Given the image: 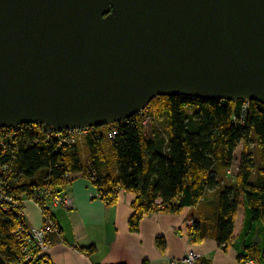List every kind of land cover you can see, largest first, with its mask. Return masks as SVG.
Masks as SVG:
<instances>
[{"label":"water","instance_id":"95a60500","mask_svg":"<svg viewBox=\"0 0 264 264\" xmlns=\"http://www.w3.org/2000/svg\"><path fill=\"white\" fill-rule=\"evenodd\" d=\"M162 96L264 105V0H0V130L105 127Z\"/></svg>","mask_w":264,"mask_h":264},{"label":"trees","instance_id":"16d2710c","mask_svg":"<svg viewBox=\"0 0 264 264\" xmlns=\"http://www.w3.org/2000/svg\"><path fill=\"white\" fill-rule=\"evenodd\" d=\"M77 175L91 181L109 205L122 190L136 195L132 232L152 212L198 207L191 238H214L227 248L236 240V218L245 203L252 225L264 228V105L162 96L124 122L74 139L36 125L0 130V264H53L33 238L24 202L37 199V189L64 192ZM258 247L247 246L242 264L264 259Z\"/></svg>","mask_w":264,"mask_h":264},{"label":"crops","instance_id":"0c3cea01","mask_svg":"<svg viewBox=\"0 0 264 264\" xmlns=\"http://www.w3.org/2000/svg\"><path fill=\"white\" fill-rule=\"evenodd\" d=\"M65 192L73 199V207L49 208L61 235L48 236L52 240L47 256L53 264H173L190 252L202 255L198 264H242L250 253L247 246L240 248L238 243L242 236L236 232L240 210L236 240L225 248L214 238L201 242L191 238V221L198 215V207H187L176 214L152 212L142 218L139 230L132 232L130 221L137 199L134 193L122 190L116 204L109 205L82 175L74 177ZM24 214L30 229L43 227L44 214L34 202H25ZM160 241L165 243L164 248Z\"/></svg>","mask_w":264,"mask_h":264},{"label":"built area","instance_id":"2783aa9c","mask_svg":"<svg viewBox=\"0 0 264 264\" xmlns=\"http://www.w3.org/2000/svg\"><path fill=\"white\" fill-rule=\"evenodd\" d=\"M21 127L22 126H19L18 128H15L12 130H18ZM63 132H67L68 134H70L73 139H74V135L78 134V132H76L75 130L74 131L68 130V131H63ZM63 132H57V133H63ZM116 133L117 132H114V135H116ZM36 193H38L37 199L26 200L25 202L27 201L34 202L42 210L44 214L43 227L40 229L32 230L33 238L39 243L40 249L44 253L50 248V245H51V241H47L48 235L52 233H55V234L60 233L56 222L49 214H46L44 212V209L49 210L51 206H62L65 208H72L73 199L70 196H68L66 192L54 194L52 190L49 188L37 189ZM0 197H1V194H0ZM192 224L193 222L191 221V225ZM201 259H202L201 254H198L196 252H190L182 259L175 261L173 264H198V262ZM245 264H258V263L253 260H247Z\"/></svg>","mask_w":264,"mask_h":264},{"label":"rangeland","instance_id":"374dc122","mask_svg":"<svg viewBox=\"0 0 264 264\" xmlns=\"http://www.w3.org/2000/svg\"><path fill=\"white\" fill-rule=\"evenodd\" d=\"M147 131H148V136H151V126H150V121L147 120ZM242 152H243V143H241L238 146V150L236 151L235 154V164H234V172H237V167L240 163V159L242 157ZM241 214L238 216V223L236 225V232L238 235H242L238 241L240 248H242L243 246H248V247H252V245H254L253 240L256 237L257 231L260 230V234L262 237L263 242L258 245L259 250L261 251V255H263L264 253V228H263V224L261 222H258L255 225H252L251 220V215H250V211L248 209V205L245 203L244 205L241 206ZM42 251V250H41ZM48 251V250H47ZM46 252H42L44 255H47L48 253ZM247 253L249 251H246ZM261 264H264V259L263 257L261 259H259Z\"/></svg>","mask_w":264,"mask_h":264},{"label":"bare ground","instance_id":"6f19581e","mask_svg":"<svg viewBox=\"0 0 264 264\" xmlns=\"http://www.w3.org/2000/svg\"><path fill=\"white\" fill-rule=\"evenodd\" d=\"M31 124H25V125H22V126H30ZM33 125H36V126H38V127H40V129L41 130H44L45 132H52L54 129L53 128H51V127H49V126H47V125H44V124H33ZM18 128V127H17ZM53 129V130H51V129ZM3 129H6V128H3ZM7 129H15V128H7ZM92 129H94V128H87V129H80V130H75L76 132H78V133H86L87 131H91ZM2 130V129H1ZM55 132H58V131H56V130H54ZM65 131H68V130H65ZM63 132V131H62ZM65 192V191H64Z\"/></svg>","mask_w":264,"mask_h":264}]
</instances>
